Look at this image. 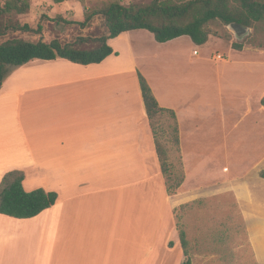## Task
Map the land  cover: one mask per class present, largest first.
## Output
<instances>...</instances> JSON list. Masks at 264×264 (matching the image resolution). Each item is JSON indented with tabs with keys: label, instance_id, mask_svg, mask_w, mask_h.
I'll return each mask as SVG.
<instances>
[{
	"label": "crops",
	"instance_id": "0c3cea01",
	"mask_svg": "<svg viewBox=\"0 0 264 264\" xmlns=\"http://www.w3.org/2000/svg\"><path fill=\"white\" fill-rule=\"evenodd\" d=\"M129 43L128 52L135 59ZM141 56L150 59L146 53ZM238 61L264 66L252 59ZM65 62L69 61H31L9 74L0 89V180L8 171L21 170L26 191L43 188L57 193L55 203L33 217L0 214V264H146L155 238L170 235L171 211L199 199L186 183L194 173L204 172L196 170L206 150L200 153L192 132L180 125L188 117L208 115L212 103L199 93L189 99L187 89L183 93L164 83L157 93L145 78L158 105L173 110L178 127L185 177L169 194L161 182L137 72L128 81L125 73ZM244 71H234V80L223 82L225 73L218 68L216 80L220 103L226 95L245 105L240 121H250L253 149L244 155L245 166L233 173L224 164L219 176L226 184L233 174L241 216H264V145L259 144L264 140V70L253 77L254 71ZM196 104L201 111L195 110ZM153 166L157 173H152ZM156 258L161 264V255Z\"/></svg>",
	"mask_w": 264,
	"mask_h": 264
},
{
	"label": "rangeland",
	"instance_id": "374dc122",
	"mask_svg": "<svg viewBox=\"0 0 264 264\" xmlns=\"http://www.w3.org/2000/svg\"><path fill=\"white\" fill-rule=\"evenodd\" d=\"M108 1L112 0H63L60 3L53 0H31L28 19L33 21L43 15L46 16V19L42 18L43 31L39 35L19 33L14 36L29 41L58 38L67 42L80 34H102L104 29L99 20H95L85 30L75 24L63 22L56 24L54 20L61 17L64 20L81 21L85 8ZM118 1L130 4L146 3L149 0ZM209 29L212 34L208 42L199 46L194 45L187 36L158 43L147 30L128 31L109 41L117 55L109 56L103 64L90 65L95 70L125 73L123 78L128 81L132 80V76H136L135 72H139L146 79L149 78L157 93L158 86L164 83L167 87L173 86L183 93L187 89L189 99L191 95L199 93L212 103L208 115H201L198 120L194 119L196 116L188 117L187 120H181L180 125L184 132H192L193 142L200 146L198 147L200 153L202 148L206 150L202 155L200 167L196 170L198 172L204 168V172L194 173L186 183L191 186L189 191H193V196H199L197 198L202 201L184 208L178 206L171 211L173 220L170 235L166 238H155V250L146 264H156L157 254L162 257L161 264H179L184 259L178 240L180 230L186 233L187 253L191 264H264V216H241L233 194V174H230V180L226 184L223 182L225 178L219 176V173L224 172L222 171L224 164L231 167L232 172L247 164L248 159L244 155H248V151L253 149L252 126L245 118L240 121V116L246 109L240 101L235 103V100L225 95L220 103L216 80L218 68L225 73L222 77L223 82L233 81L234 71L239 75L250 69L255 72L252 77L260 75L259 72L264 70V66H245V63H239L238 59H252V62L257 64L264 63V23L256 22L239 36L220 21L210 23ZM128 43L134 47L135 59H132L128 52ZM232 43L241 44V50L232 48ZM144 53L150 59L142 60L141 55ZM197 56L202 58L203 63L198 61ZM223 60L229 61L230 64H225ZM161 62L162 67L159 66ZM65 64L73 65L69 62ZM16 69L10 68L9 74ZM202 70L204 75L201 73ZM179 93L180 91L178 95ZM201 108V105H195L196 111H201ZM170 122L169 113L165 112L157 119L155 128L156 138L169 155L168 175L171 177L168 184L174 185L176 176L182 174L185 177V168L179 151L180 143L177 145L173 143L170 136ZM203 139L205 144L201 146ZM259 144L263 146L264 140L260 139ZM207 145H211L209 150ZM191 158L196 164L197 159L193 161V157ZM153 167L152 173H157V166ZM165 177L166 175L161 173L163 184ZM138 191L141 193V190H135ZM140 196L142 197V194ZM146 201L149 202L150 199L145 198V205ZM150 207H153L152 202L146 206V212Z\"/></svg>",
	"mask_w": 264,
	"mask_h": 264
},
{
	"label": "trees",
	"instance_id": "16d2710c",
	"mask_svg": "<svg viewBox=\"0 0 264 264\" xmlns=\"http://www.w3.org/2000/svg\"><path fill=\"white\" fill-rule=\"evenodd\" d=\"M60 3L63 0H53ZM31 0H0V89L10 73V68L23 66L34 60L51 61L64 59L74 64H98L110 55H117L109 41L132 30H147L158 43H166L181 36H187L194 45H203L212 34L209 24L220 21L224 25L237 24L252 27L256 22L264 23V0H149L146 3L123 4L118 0L85 8L81 21L54 20L75 24L82 30L99 20L104 29L102 34H80L72 41L53 38L48 41H29L16 37L19 33L39 35L43 31L41 16L33 21L28 19ZM232 48L241 50L242 45L232 43ZM146 117L154 135V143L161 173L166 175L167 193H174L183 181V175L175 178V184H168L170 165L165 147L156 138V121L168 112L171 122L170 136L179 143L175 113L158 105L151 88L139 72L137 73ZM264 108V94L260 98ZM24 172L11 170L0 180V214L17 219H26L51 207L56 199L55 191L36 188L26 191L22 186ZM175 190V191H174ZM202 199L181 205L184 208L201 202ZM178 240L184 259L179 264H191L188 256V241L184 230L178 233Z\"/></svg>",
	"mask_w": 264,
	"mask_h": 264
},
{
	"label": "water",
	"instance_id": "95a60500",
	"mask_svg": "<svg viewBox=\"0 0 264 264\" xmlns=\"http://www.w3.org/2000/svg\"><path fill=\"white\" fill-rule=\"evenodd\" d=\"M228 27L231 28L237 36L241 35L243 32L248 30V27L240 26L237 24H229Z\"/></svg>",
	"mask_w": 264,
	"mask_h": 264
},
{
	"label": "built area",
	"instance_id": "2783aa9c",
	"mask_svg": "<svg viewBox=\"0 0 264 264\" xmlns=\"http://www.w3.org/2000/svg\"><path fill=\"white\" fill-rule=\"evenodd\" d=\"M219 58H221L220 56H218Z\"/></svg>",
	"mask_w": 264,
	"mask_h": 264
}]
</instances>
